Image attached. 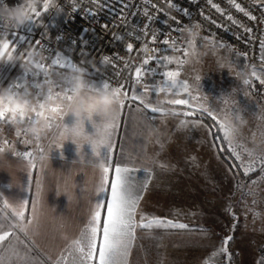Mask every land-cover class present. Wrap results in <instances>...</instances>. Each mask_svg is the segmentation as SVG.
Listing matches in <instances>:
<instances>
[{"label":"crops","instance_id":"0c3cea01","mask_svg":"<svg viewBox=\"0 0 264 264\" xmlns=\"http://www.w3.org/2000/svg\"><path fill=\"white\" fill-rule=\"evenodd\" d=\"M51 71L71 82L79 75L86 93L105 90L101 80L74 67ZM127 93L142 96V84L132 82ZM162 97L156 93L144 98L150 107L162 109L158 113L127 99L117 126L110 130V147L92 150V141L100 135L96 125L102 127L106 120L96 116L78 120L63 110L57 125L27 137L28 158L13 148L0 151V195L6 207L20 214L22 203H27L20 225L0 209V231L14 232L11 242L23 258L16 264H64L65 258L67 264H79L75 250L81 246V234L97 204H106L110 195V183L101 184L103 165L109 168V182L115 167L130 170L133 190L142 197L137 221L145 216V222L164 219L188 225L137 228L127 264H195L210 259L209 233L207 238L196 237L195 224L212 205H222L220 187L213 194L211 184L225 182L228 163L214 143L211 127L194 110H179ZM77 122L82 127L79 135L74 131ZM18 126L0 122V137L15 135Z\"/></svg>","mask_w":264,"mask_h":264},{"label":"built area","instance_id":"2783aa9c","mask_svg":"<svg viewBox=\"0 0 264 264\" xmlns=\"http://www.w3.org/2000/svg\"><path fill=\"white\" fill-rule=\"evenodd\" d=\"M7 1L9 4L16 2V0ZM125 2L129 4L127 9L117 0H109L107 4L104 0L99 2L53 0L48 12L43 14L38 22L31 24L30 21L33 19L31 16L22 26L0 12V38L6 37L10 41L13 37L9 33L16 30L25 38V43L20 45L17 57V64L25 66L20 78L4 84L1 89L27 100L36 111H40V105L44 104L45 110L55 117V119L48 118V126H55L59 123L64 110L60 106L61 99H68L67 96L72 95V82L54 77L51 69L48 77L32 75L40 72L42 66L49 64L47 59L49 53L66 54L61 55L60 59L71 58L75 63V70L87 75L90 72L92 73L90 76L110 81L113 86L126 85L124 91H127L134 81V67L140 65L146 56L153 54V47L158 49L156 53L158 57H167V62L170 63L153 62L148 65L152 74L145 73L142 81L160 79L167 67L183 61L187 55H183V52L177 49H186L188 53L189 40L186 34L190 30L197 32V40L201 41L207 35H213L234 50L245 54L252 61H259L264 55L260 47V41L264 40V6L256 0H237L242 7L257 17L255 21L237 12L229 0H213L227 15H231L236 23L222 17L211 7L208 0H172L176 7H170L166 0H152L157 8H152L144 0H125ZM75 6H79V10L74 12ZM60 8L65 10V17L55 31L49 34L46 26ZM177 8L180 10L177 11ZM145 9L154 17L147 36L144 34V25L148 23L144 15ZM88 10L94 15H86ZM122 16L124 19H121ZM246 28H251L252 32H246ZM153 34H157L159 41L155 45L148 43ZM117 37L122 38L117 39ZM165 39L176 41L175 47L171 44L164 46L162 41ZM37 40L41 41L40 47L46 50L35 46ZM129 43L134 45L131 54L126 51ZM146 44L148 46L145 48ZM29 49H35L39 53V56L31 62L27 58ZM141 49L144 51L142 52ZM105 57H109L107 62ZM53 85L59 89L58 92L51 91ZM10 86H18V89L13 87L9 90ZM65 88L68 92H65ZM37 119L32 111H28L23 119L17 117L16 124L19 126L16 134L4 139L0 137V149L13 148V150H21L23 154L31 153L26 140L30 134H33L30 128ZM0 122L10 124L7 117ZM36 126L41 127L42 124L38 123ZM5 141L8 143L5 144Z\"/></svg>","mask_w":264,"mask_h":264},{"label":"rangeland","instance_id":"374dc122","mask_svg":"<svg viewBox=\"0 0 264 264\" xmlns=\"http://www.w3.org/2000/svg\"><path fill=\"white\" fill-rule=\"evenodd\" d=\"M256 1L261 4V0ZM5 3L11 5L7 0H0V6ZM186 35L189 47L183 65L174 64L165 71L178 70L180 76L177 79L188 84V93H183L179 86L173 93L145 92L146 86L157 89L166 86L167 78L163 76L142 81V97H154L157 93L163 95L165 102L178 98L189 100V107L173 105L179 110H211L219 118L216 122L224 140L223 131L228 122H245L242 133L232 141L231 147L246 163L255 161L256 171L244 176L242 168L237 167L240 162L235 160L228 140H225L231 152V166L228 164L226 168L225 182L222 179L219 184H211L213 194L220 187L222 205L216 208L212 205L210 213L205 214L200 223L196 222L195 231L196 237L204 235L207 238L209 233L210 264H257L259 258H264V169L259 164V159L264 157V84L253 73L264 79V63L250 60L213 35H207L201 41L196 39V31L190 30ZM64 60L61 58L62 62ZM24 67L18 65L16 59L1 81L0 90L4 84L19 79ZM244 79L250 83L245 85ZM212 137L217 146L219 137L214 134ZM226 237H231L228 244L230 261L214 253ZM204 261L195 264H204Z\"/></svg>","mask_w":264,"mask_h":264},{"label":"snow or ice","instance_id":"6c2138e0","mask_svg":"<svg viewBox=\"0 0 264 264\" xmlns=\"http://www.w3.org/2000/svg\"><path fill=\"white\" fill-rule=\"evenodd\" d=\"M93 2H99V0H93ZM109 0H104V3L107 4ZM118 3L124 5V8L127 9L129 4L125 2V0H117ZM146 4H150L152 8H157V5L152 3V0H144ZM170 7H176L173 4L172 0H166ZM208 3L211 5L216 12L220 13L222 17H226V19L236 23L231 15H227L218 4L214 3L213 0H208ZM229 3L235 8L237 12L242 13L249 20L255 21L257 17L252 15L249 11H247L242 5L237 2V0H229ZM53 0H44L42 6H39L36 10H34L32 17L33 19L30 21L31 24H35L39 21V18L48 12L49 8L52 6ZM261 6H264V0H261ZM79 10V6H75L73 11ZM180 9L177 8V11ZM186 14V13H185ZM86 15H94L90 10L86 11ZM144 15L148 20V23L144 25V34L148 35V31L150 29V25L154 20V17L150 14V12L145 9ZM206 19L208 17H205ZM121 19H124L122 16ZM199 27V25H197ZM246 32L251 33V28H246ZM13 38L10 39L11 47L14 52H17L20 44L25 43V38L19 34L16 30L14 32L9 33ZM122 37H117L120 39ZM138 38V37H137ZM158 36L157 34H153L151 40L148 42L151 45L157 44ZM31 44V42H28ZM164 46H168L171 44L173 47L176 45V41H171L169 39H165L162 41ZM41 41H35V46L40 47ZM148 45H145V48ZM260 47L262 52H264V40L260 41ZM42 49V48H41ZM46 50V49H42ZM178 51H182L183 55H188L186 49H177ZM126 51L131 54L134 51V45L129 43L127 45ZM143 52L144 49H141ZM158 49L153 47V54L150 56H146L140 65L134 67L133 78L137 85H139L145 73L152 74V70L147 66L152 64L153 62L156 64H165L170 63L167 62V57H158L156 53ZM61 55H66L63 53H49L47 59L49 60L48 65H44L41 68L40 72L33 73L34 77H39L44 75L48 77L50 75L49 69L59 68L61 70H67L68 68L75 67L74 61L71 58H65L62 62L60 57ZM105 62L109 60V57H105ZM261 62L264 63V55L261 56ZM184 61H180L179 64L183 65ZM92 75V73H88ZM27 75V74H25ZM255 78L260 81V83L264 84V79H261L260 76H257L255 72L253 73ZM163 76L167 78L166 86L159 87H145V92H159V93H173L175 89L179 86L183 90V93L187 94L189 91V86L187 83L178 81V77L180 76V72L177 71H165ZM51 83V81H50ZM243 83L248 85L250 81L248 79H244ZM101 86L110 91L113 95L119 98L117 109L110 121H106L103 123L101 127L99 124L96 125L98 131H100V135L94 141H92V150L96 151L98 147L104 145L105 147H110V130L117 126V120L122 112V109L126 106V100L131 99L134 102H139V104L143 105L144 109L150 111L151 113L162 112L161 108L150 107L149 102H146L145 99L140 95H131L128 96V93L124 91L126 85H118L113 86L110 81H104L103 79L100 81ZM13 87L18 86H10L9 90H12ZM58 88L53 85L51 91L53 93L58 92ZM65 92H68V89L65 88ZM176 95H180L179 92H175ZM68 99H71V96H67ZM172 105H183L189 107V100L178 98L166 101ZM57 110L58 109H53ZM207 113L214 121H218L219 118L213 114V112L209 109H202ZM7 112V110H5ZM5 112H0V121L3 120ZM183 115L187 116L191 113L184 112ZM222 127V124L220 125ZM102 129V131H101ZM77 135L82 131L81 122H77V127L74 129ZM20 133H17L19 137ZM226 140V139H225ZM8 142L5 141V144ZM230 148L229 150L233 153L236 161L240 163L237 165L238 168H242L243 175L248 176L250 173L256 171L255 161L246 163L242 160L240 154L235 151L234 148L231 147L232 141H228ZM99 155V153H97ZM19 155V153H16ZM31 153H24L25 158H28ZM251 155V153H249ZM259 164L262 169H264V157L259 159ZM129 169L126 167L117 166L114 169V176L109 182L107 173L109 172V168L104 165L101 167V184L104 186H108L110 183V195L107 198L106 204H97V208L92 213V221L88 226L87 230L81 234V246L77 248L75 251L80 254L79 264H127L126 257L129 254V248L131 242L135 239V233L137 228H149V227H171L178 229H187L188 225L183 223H173L169 220L164 219H153L145 222L146 217L140 216L139 221H137V209L139 202L141 200V196L137 195L133 190V185L130 177L128 176ZM147 187V185H145ZM102 210H104V214L102 215ZM27 212V203H22L20 207V217L23 219ZM0 229H3L0 226ZM14 235L13 231L2 230L0 231V264H16V261L22 260L23 258L19 255V249L15 244L11 242L12 236ZM231 240V237H226L222 246L214 250L215 255L222 256L224 259H231V254L228 251V244ZM7 253V255H5ZM57 264H60V261H57ZM64 264H67V260L65 258ZM204 264H210V261L206 258ZM257 264H264V258L257 262Z\"/></svg>","mask_w":264,"mask_h":264},{"label":"clouds","instance_id":"9594fccd","mask_svg":"<svg viewBox=\"0 0 264 264\" xmlns=\"http://www.w3.org/2000/svg\"><path fill=\"white\" fill-rule=\"evenodd\" d=\"M43 0H16L12 5L5 3L0 6L7 17L18 25H24L29 21L34 10L38 6H42ZM13 49L10 41L6 38H0V61L11 62L13 60ZM39 56L35 49L27 51V58L31 62ZM85 84L82 77L79 75L73 79L71 99H61L60 106L66 112H71L78 120L99 117L102 120L112 119L119 102V98L113 95L110 91L97 90L94 93L84 92ZM40 111H36L34 106H31L27 100L21 99L6 90H0V112H5L4 118L7 117L8 123L15 125L17 117L23 119L28 111L35 113L38 118L34 121L30 131L34 135H39L43 127L48 126V118L55 119L51 112L45 110L44 104L40 105ZM3 118V119H4ZM41 123V127L36 125ZM245 122L241 124L228 122L223 131V136L228 141L235 140L243 130ZM2 151V149H0ZM75 241H70V244Z\"/></svg>","mask_w":264,"mask_h":264},{"label":"trees","instance_id":"16d2710c","mask_svg":"<svg viewBox=\"0 0 264 264\" xmlns=\"http://www.w3.org/2000/svg\"><path fill=\"white\" fill-rule=\"evenodd\" d=\"M64 17H65V10L64 9H61V8L58 9L57 12L51 18V20L48 22V24L46 26V31L49 34H52L55 31V29L57 28V26L63 21ZM19 48H20V46H19ZM19 48L17 49V52H14L13 53V60L11 62H8V61H0V83L4 79V77L6 76V74L8 73L9 69L15 63V61L17 59V56H18ZM194 114H195L196 117L202 118L211 127L212 132H213V134H214L215 137H217V136L219 137L220 143L218 144V148H219L220 155L231 166V160L229 159V158H231L230 157L231 152L226 147V141L224 139H222V136L220 134V127H219L218 123L216 121H214L210 116H208L204 112L195 111ZM0 209L16 225H20L21 220H22L21 217H20V214H16V213L12 212L11 210H9L6 207V205H5V203H4L1 195H0ZM25 217H26V215H25ZM261 259H262V257L259 258L258 261H260Z\"/></svg>","mask_w":264,"mask_h":264}]
</instances>
